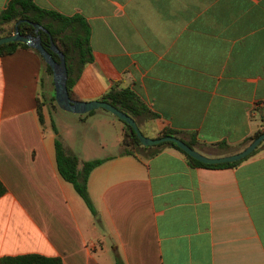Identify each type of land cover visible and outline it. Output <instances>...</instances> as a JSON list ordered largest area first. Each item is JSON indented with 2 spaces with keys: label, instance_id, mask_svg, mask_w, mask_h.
<instances>
[{
  "label": "crops",
  "instance_id": "crops-1",
  "mask_svg": "<svg viewBox=\"0 0 264 264\" xmlns=\"http://www.w3.org/2000/svg\"><path fill=\"white\" fill-rule=\"evenodd\" d=\"M34 1L90 25L93 60L75 78L76 99H99L119 82L156 115L139 117L144 135L193 133L211 157L214 143L237 147L264 125V0ZM39 55L19 47L0 56V260L264 264V141L236 167L213 169L172 147L150 156L120 145L87 178L97 231L54 163L56 133L47 136L45 122L62 118L45 107L54 85ZM107 116L77 114L72 134H90L89 118L113 123Z\"/></svg>",
  "mask_w": 264,
  "mask_h": 264
},
{
  "label": "trees",
  "instance_id": "trees-1",
  "mask_svg": "<svg viewBox=\"0 0 264 264\" xmlns=\"http://www.w3.org/2000/svg\"><path fill=\"white\" fill-rule=\"evenodd\" d=\"M21 19H28L32 22H37L43 25L51 36L54 44L59 48V50L65 55V62L67 68V77H66V86L69 93V96L76 100L72 93V86L75 83V78L78 77L82 68L85 64L91 62L93 60V56L91 53L90 46V34L91 29L90 25H88L87 20L79 14L76 15H65L59 13L55 10L41 7L35 3L34 0H9L4 9L0 11V25L10 24V28L7 30H3L0 26V36L9 35L14 31V22L20 21ZM19 32L24 33H32V26L27 22L18 23ZM49 34H46L44 31H40L41 41L43 45L46 47V50L49 47L50 37ZM30 48L35 53L37 51L30 47L29 45L19 41H12L3 43L0 45V56L11 54L16 48ZM47 52L51 53L55 60H58V55L56 53L51 52L49 49ZM38 54V53H37ZM40 56V55H39ZM42 60V58H41ZM43 61V60H42ZM45 65V69L48 73H51L50 66ZM101 101H107L112 104L114 107L124 111L132 116L138 125V118L148 113L152 116H156L153 112H151L145 105V103L137 96L135 92L130 91L127 87H120L119 82H114L109 88L103 93V95L99 98ZM38 101L36 108L39 122L42 124L44 122V116L42 111V104ZM49 103L53 107L60 109L57 107L54 95L50 98ZM46 104V103H45ZM95 112L94 110H90L87 113L78 114L79 116H86ZM122 123V133H121V153H126V155L135 154V152L143 150L148 152V155H156L161 148L163 147H172L178 150L181 155L186 160L190 166L194 167H208V169L213 168H224V167H236L240 164V162L245 159H241L240 161L233 162H225V163H217L208 165L206 163H202L193 157L185 154L181 149L172 142H162L158 145H147L143 146L138 139L137 135H135L132 128L127 125L124 121L120 120ZM54 132L56 133L57 129L51 121ZM264 133V125L255 131L252 135H250L247 139H245L239 146H231L224 141H219L210 146L209 150L212 156H219L224 154H229L233 152H239L243 146H246L250 143L254 138H256L259 134ZM143 133V132H142ZM181 131L172 128H165L157 133L156 138L162 135H175L179 138L181 136ZM193 133H189V138L182 141L186 142L189 146L201 152L200 149L204 148V145L200 144L192 135ZM197 147H200L197 148ZM55 148V159L54 163H56V168L59 175L67 182L71 183V187L75 192H77L85 201L87 206L90 209H93V205L91 199L88 194L87 187V178L90 171L99 166L104 159H89V160H81L79 161L78 156L75 155L69 148H66L63 143L56 138L54 142ZM203 153V152H201ZM204 154V153H203ZM207 155V154H205ZM211 157V156H208ZM80 164V168H79ZM4 188L2 187V183L0 182V194L4 193ZM0 264H63L59 257L48 256L44 257L41 254L36 253H28L23 254L18 257H4L0 260ZM117 264L120 262L117 260Z\"/></svg>",
  "mask_w": 264,
  "mask_h": 264
},
{
  "label": "water",
  "instance_id": "water-1",
  "mask_svg": "<svg viewBox=\"0 0 264 264\" xmlns=\"http://www.w3.org/2000/svg\"><path fill=\"white\" fill-rule=\"evenodd\" d=\"M27 22L32 26V33H20L18 29V23ZM14 31L9 35L0 36V45L7 42L19 41V43L23 42L30 47L34 48L37 53L40 54L43 61L47 66L51 68V80L54 85V100L58 108L63 111L70 112L74 115L87 113L90 110L94 109H104L111 114L115 115L119 120L124 121L129 125L132 130L137 135L143 146L147 145H158L162 142H172L176 144L181 151L194 159L206 163L208 165L217 164V163H225V162H237L241 159L248 156L262 141H264V133L262 132L256 138H254L250 143H248L244 148H242L239 152H233L229 154L219 155L208 157L196 149L189 146L186 142L182 141L181 138L175 135H162L158 138L147 137L142 134L140 128L137 125L136 120L131 116L127 115L124 111L114 107L107 101H101L100 99H93L89 101L85 100H73L68 93L66 86V77H67V68L65 62V55L62 53L59 48L54 44L49 31L46 28L37 22L29 21L28 19H21L20 21L14 22ZM40 31L46 32L49 34L50 43L48 49L56 53L58 55V60H55L51 53L47 52L46 47L43 45L41 41Z\"/></svg>",
  "mask_w": 264,
  "mask_h": 264
},
{
  "label": "rangeland",
  "instance_id": "rangeland-1",
  "mask_svg": "<svg viewBox=\"0 0 264 264\" xmlns=\"http://www.w3.org/2000/svg\"><path fill=\"white\" fill-rule=\"evenodd\" d=\"M10 24H3L0 25L3 30H7L10 28ZM51 103H46L45 107L48 110V113L51 114V116L58 111L60 113L61 120L58 117H51L49 120L45 122V129L47 136L53 133V127H51V121H53V124L55 125L57 131H56V138H58L63 145L67 142L69 146L71 147L72 151L77 155L80 159L83 160H89V159H96V158H104L107 154H112L118 150V148L121 145V121L113 114L106 110L99 109V111L103 112L106 111V113H109V115H112L113 118L110 117L109 119H113V123L105 121L103 119L99 118H89L88 124L90 126V129L92 131L90 134H88L86 137H82L80 135L79 131H76L75 134H72V128L70 125L72 124L71 118H76V115H73L70 112H65L61 109H57L56 107H53L50 105ZM63 115V116H61ZM90 115V114H89ZM88 117V116H87ZM140 120V118H138ZM73 124H79L77 121ZM59 127V129H58ZM144 135V133H142ZM147 137L153 138L152 135H145ZM72 140L69 141V140ZM71 184V183H70ZM72 186V185H71ZM72 188V187H71ZM73 190V189H72ZM75 191V190H74ZM77 196L85 207H87V211H89V217L92 219V224L96 227L97 231H99L100 225L97 222L96 216L97 213H95V209H90L83 198L77 193ZM89 194V193H88ZM90 197V196H89ZM92 202V201H91Z\"/></svg>",
  "mask_w": 264,
  "mask_h": 264
}]
</instances>
